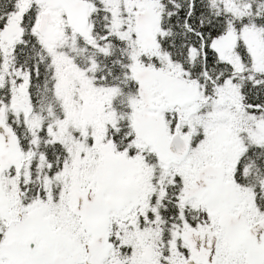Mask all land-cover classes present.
Wrapping results in <instances>:
<instances>
[{
  "label": "snow or ice",
  "instance_id": "6c2138e0",
  "mask_svg": "<svg viewBox=\"0 0 264 264\" xmlns=\"http://www.w3.org/2000/svg\"><path fill=\"white\" fill-rule=\"evenodd\" d=\"M0 264H264V0H0Z\"/></svg>",
  "mask_w": 264,
  "mask_h": 264
}]
</instances>
